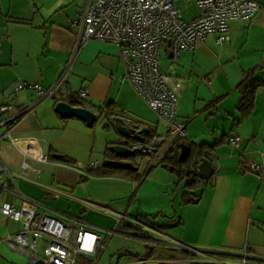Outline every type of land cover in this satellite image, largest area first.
Instances as JSON below:
<instances>
[{
  "label": "crops",
  "instance_id": "0c3cea01",
  "mask_svg": "<svg viewBox=\"0 0 264 264\" xmlns=\"http://www.w3.org/2000/svg\"><path fill=\"white\" fill-rule=\"evenodd\" d=\"M255 1L260 6L250 21L229 22L226 41L218 43L217 35L209 34L202 46L182 52L176 61L177 71L189 76L178 100L177 118L185 121L192 112L196 116L186 127L185 141L212 145L207 148L206 159L214 173L194 191L200 194L199 200L182 203L185 188L179 195L182 183L158 164L159 159L152 163L146 159L141 174L131 158L118 157L121 163L130 161L143 179L146 176L155 183L161 198H167L164 188L174 186L177 190L179 202L176 197L170 205L173 214L161 208L165 220L153 221L156 226L170 225L159 229L137 218L150 215L143 209L139 195L145 187L143 179L140 186H135L124 177L88 174V169H95L88 162L93 160L99 167L105 147L122 138L117 126L121 124L123 111L131 132L139 133L147 128L142 132L143 137L149 129L159 133L164 122L153 118L155 112L123 79L124 66L114 44L90 39L74 52L80 32L77 21L86 0H0V103L14 105L3 119L18 114L21 107L36 100L33 88L15 91L16 83L26 81L49 88L69 67L65 81L32 113L22 117L12 131L17 141L33 139L45 160L28 159L24 169L20 142L0 141V163L14 175L5 182L10 190L0 192V202L20 204L24 197L31 199L39 205L40 212L57 216L67 225L84 224L102 233L106 236L105 243L109 231L145 239L146 254L133 257L126 251L123 262L120 257L116 264H193L206 258L184 257L179 251L180 244L212 251L215 253L212 257L224 264H243L244 259L245 264H264V0ZM249 72L263 86L256 93L251 114L239 119L236 88ZM82 90L85 97L80 106L97 109L104 103L111 105L109 115L101 116L106 120L103 128H111L119 135L118 139L114 133L100 139V162L91 155L96 143L91 144L94 139L86 123L80 118L60 116L54 110L59 101L79 106L71 100L72 95L78 98L77 93ZM2 131L0 127V134ZM233 133L241 138L237 148L227 142V136ZM84 134L87 135L80 139ZM206 135H211L213 140L199 141ZM57 154L69 161L52 156ZM95 154L100 157L97 146ZM249 160L259 166V173L249 170ZM82 176L86 178L80 179ZM0 182H4L1 172ZM135 199L136 213L130 214ZM20 229L19 221L0 213V264H27L26 257L3 239ZM169 229L168 234L165 231ZM99 254L92 256L97 258ZM90 256L77 257L85 262Z\"/></svg>",
  "mask_w": 264,
  "mask_h": 264
},
{
  "label": "built area",
  "instance_id": "2783aa9c",
  "mask_svg": "<svg viewBox=\"0 0 264 264\" xmlns=\"http://www.w3.org/2000/svg\"><path fill=\"white\" fill-rule=\"evenodd\" d=\"M198 15L191 20H184L174 0H86L80 19L77 21L80 32L76 41L75 51L90 39L114 44L118 48L119 58L124 66L123 79L127 81L141 98L165 123L162 133H155L143 140L122 137L120 143L141 155L149 163L160 159L164 153L172 150L179 141H185L186 121L179 120L176 114L178 100L186 88L189 79L187 74L179 73L176 61L182 52L193 51L202 46L209 34L217 35V42L228 39L229 22L231 20L250 21L259 3L255 0H194ZM162 53L169 59L166 68H162ZM67 67L57 82L49 88L38 84L19 81L14 90L33 88L36 100L19 109L18 114L5 119L14 105L0 103V134L1 140L10 143L20 142L24 169L28 159L43 161L45 156L33 139L17 141L12 131L22 117L34 111L35 107L48 99L64 81ZM79 95L85 97V92ZM95 118L106 115V108L94 109ZM121 124L128 127L130 123L121 113ZM227 142L237 148L241 138L237 134L227 136ZM96 168V162L87 164ZM248 168L259 173V166L252 160ZM69 169V167H68ZM191 171L197 174L192 165ZM186 171H188L186 169ZM0 172L4 182H0V192L10 190L5 182L12 175L8 168L0 163ZM24 174V173H23ZM16 176V175H15ZM39 205L25 198L20 204L0 202V213L5 217L21 223V229L14 234L4 236L5 243L22 254L27 264H77L78 255H97L105 248L106 236L87 228L84 224L67 225L63 219L43 213ZM113 232V231H111ZM179 247H185L179 245ZM206 264H224L212 257ZM245 259L243 260L244 264Z\"/></svg>",
  "mask_w": 264,
  "mask_h": 264
},
{
  "label": "trees",
  "instance_id": "16d2710c",
  "mask_svg": "<svg viewBox=\"0 0 264 264\" xmlns=\"http://www.w3.org/2000/svg\"><path fill=\"white\" fill-rule=\"evenodd\" d=\"M263 86V82L258 80L253 72L246 73L242 79L239 81L237 84V91L239 95L238 103L236 106V111L238 113L239 119H245L247 118L251 112L253 111L254 108V98L256 96V93L260 87ZM77 97H74L72 95L71 102L73 104H79L81 105V100L84 99V97H81L79 93H77ZM106 108V115H109L108 111H111V105L109 103H104L103 105L97 107V108ZM97 119V118H96ZM95 119V120H96ZM115 120V119H113ZM155 132L149 131L145 134L146 138L151 137ZM185 143L190 147V154L189 156L184 160V161H179L178 160V155L180 151V144ZM112 146L111 144H108L104 151H103V162L102 164L95 168V169H88V174L92 176H115V177H124L127 179H130L132 181H138L139 184L141 183L143 179V175L139 174L137 172V168L135 167L134 169H127L123 166V163L118 161V157L114 154L112 151ZM212 145H204V144H192L191 142L187 141H179L176 142L174 148L170 150L167 153H164L161 158L159 159L158 164H160L163 168L170 170L172 173L177 174L178 176V181L181 183L183 178L185 179V191L182 196L183 204H188V203H196L199 200L200 194H195L194 191H197L198 188H200L201 184L205 182V180L199 179L197 174L194 171L190 170V167L193 165L194 168H197L199 162L203 159L206 158V153H207V148H210ZM56 159L63 161V162H68L69 160L67 157L63 155H52ZM130 158V157H129ZM186 169L188 171H186ZM86 177L82 176L80 179H85ZM139 220H144L147 222L149 225H151L154 228H166L169 227L170 225H162V226H156L153 224V222H150L147 215H140L137 217ZM179 251L184 257L187 258H195L196 256L199 257H205V256H215L214 252L208 251V250H199V249H192V248H187V247H179ZM133 257H138L137 255L130 254ZM149 253L146 255L148 256ZM213 258V257H212ZM208 258L203 259L202 261H197L193 264H206L205 262H208ZM219 261V260H218Z\"/></svg>",
  "mask_w": 264,
  "mask_h": 264
},
{
  "label": "rangeland",
  "instance_id": "374dc122",
  "mask_svg": "<svg viewBox=\"0 0 264 264\" xmlns=\"http://www.w3.org/2000/svg\"><path fill=\"white\" fill-rule=\"evenodd\" d=\"M175 4L177 5L181 16L184 20H191L192 18H195L198 15V10H197V6L196 3L193 0H174ZM160 64L162 66V68L164 69V67L168 64V60L165 56L164 53H162L161 55V59H160ZM65 81V79H64ZM192 115H188L189 118H185L184 120L186 121V127H188L189 123L194 121V118L196 116ZM155 116L153 117L155 120L159 119V117L157 116L156 113H154ZM200 118V117H198ZM197 118V119H198ZM77 119V118H76ZM83 121V120H81ZM162 121V120H160ZM203 122V119L201 120ZM163 122V121H162ZM200 122V121H199ZM85 123V122H84ZM106 124V120L104 118H97V120L94 122L93 126H87V129H89L92 133V140L91 144L96 143L93 148L95 149L94 151L92 150V157L94 160H97L98 162H100L101 160V149L100 147H98V144L100 143V139L106 135H109L111 133H114L118 139L119 135H117L113 129H106L103 128L104 125ZM164 123H161V126L158 129V132L161 133L164 131L165 129V125H163ZM163 127V130H161V128ZM187 129V128H186ZM87 134H84L80 139H83ZM221 135H217V137H219ZM188 137V136H187ZM204 138V139H203ZM201 140H205V141H212L213 137L210 135H206L204 136ZM116 139V140H117ZM102 140V139H101ZM96 146H97V150L100 153V157H96ZM131 161L134 164H137L138 166V170L141 174H143V172L145 171L146 168V164H147V160L144 159L141 155L139 154H134L133 156L130 157ZM176 176V178L178 179L177 174H174ZM148 177V176H147ZM144 182L143 185H145V187L143 186V188L140 190L139 195L141 196L142 200H143V209L147 212H150V215L148 216V219L150 222H153L154 220H157V222H163L162 220L164 217L160 214V210H162L161 208H167L168 214H173V210L171 209V201L175 200V198L177 197L176 191L174 186H171L170 189L164 188L163 192H166L167 198H161L159 196V194L161 195V191L159 189V187L157 185H155V183H151L150 179H146V176L143 179ZM134 182V181H133ZM142 182L139 184L138 181H135V186H137L139 184V186L142 184ZM181 185L179 188V195L181 194V191L185 188L184 184H185V179L183 178V180L181 181ZM178 198V202H179V197ZM138 203L137 200L135 199V201L133 202V205L131 207V211L130 214H135L136 213V207H137ZM172 210V212H170ZM134 223L136 224V222L134 221ZM168 229V228H167ZM165 230V229H164ZM166 233L169 234L170 229L165 231ZM126 251H130L131 254H135V255H143L146 254L147 252V243L145 242L144 238H137V237H133L132 235H128L126 232H111L109 231L107 234V240L105 243V249L104 251L100 252L99 256L97 258H95L94 256H90L85 258L82 262L81 257H77V264H88V261H91V264H116L117 260L122 256H123V252ZM132 258V257H129ZM124 258L121 259V261L123 262ZM232 263H236L238 261H234L231 260ZM242 262V261H241ZM245 262V261H244ZM239 264V263H238ZM245 264V263H244ZM248 264V263H247Z\"/></svg>",
  "mask_w": 264,
  "mask_h": 264
},
{
  "label": "water",
  "instance_id": "95a60500",
  "mask_svg": "<svg viewBox=\"0 0 264 264\" xmlns=\"http://www.w3.org/2000/svg\"><path fill=\"white\" fill-rule=\"evenodd\" d=\"M54 110L60 116H63V117L80 118L88 126H91L94 123V120L96 119L93 112L90 111L87 107L72 106L71 104L64 102V101L57 102L54 107ZM117 131L119 135L122 137L143 140L144 137L142 136V132L147 131V128H142L139 131V133L131 134L127 126L123 124H119L117 126ZM112 151L117 157H121V158H129L135 154L133 150L121 144L120 141H118V143H115L112 146ZM189 154H190V147L185 143H181L178 160L181 162L184 161L189 156ZM123 166L127 169L135 168L134 165L130 161H125L123 163ZM213 173H214V169H213L211 162L208 159L203 158L197 166L198 178L202 180H208L213 175Z\"/></svg>",
  "mask_w": 264,
  "mask_h": 264
}]
</instances>
